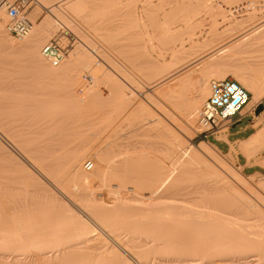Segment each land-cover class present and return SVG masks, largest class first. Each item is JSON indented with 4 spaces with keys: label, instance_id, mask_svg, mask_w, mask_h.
<instances>
[{
    "label": "bare ground",
    "instance_id": "bare-ground-1",
    "mask_svg": "<svg viewBox=\"0 0 264 264\" xmlns=\"http://www.w3.org/2000/svg\"><path fill=\"white\" fill-rule=\"evenodd\" d=\"M35 1L47 9V17L38 24L30 17L31 29L20 41L5 31L8 17L0 9V81H9L11 70L18 68L13 58L22 56L35 83L28 94L0 87V152L13 167L2 169L0 160V264H163V258L175 264H264V178L242 175L230 155L226 159L206 142H189L205 129L199 115L212 79L222 80L231 71L254 106L264 99V25L255 23L257 14L233 20L224 11H206L209 27L199 51L236 35L155 81L137 100L125 86L136 77L128 70L120 76L109 53L86 38L77 37L78 44L57 67L41 53V44L57 27L78 34L62 9L84 23L88 0ZM142 3L146 14L153 1ZM198 5L182 0L175 8ZM249 5H235L227 14L241 15ZM160 10L166 26L168 11ZM219 20L226 25L221 33ZM138 21L134 29L143 40L148 77L164 76L171 64L160 51L153 58V36L145 20ZM92 31L112 47L130 30L111 39ZM162 31V40L178 43L169 55L175 67L189 54L186 41L194 43L190 51L200 48L187 29ZM101 62L109 69L102 70ZM81 69L92 70L85 76L91 84L81 80ZM59 89L72 91L75 98L62 97ZM153 95L170 108L161 107ZM129 108L118 126L126 121L130 128L118 133L121 128L113 122ZM263 136L264 127L244 147L259 141L264 147Z\"/></svg>",
    "mask_w": 264,
    "mask_h": 264
},
{
    "label": "rangeland",
    "instance_id": "rangeland-1",
    "mask_svg": "<svg viewBox=\"0 0 264 264\" xmlns=\"http://www.w3.org/2000/svg\"><path fill=\"white\" fill-rule=\"evenodd\" d=\"M10 1L12 2L14 0H10ZM152 1H153V3H152L153 7L150 10H148V13L146 11V14H143L142 9L144 7L141 5V4H143L142 0H140V1L139 0H88V7H87V10L85 12L86 17H85L84 23L81 21V19L76 18L77 16L76 15L74 16V13H72V12L70 13V11H68L64 8L62 9L64 12L62 11V13H61V15H66V17L68 16V19H71L76 24L74 26L77 29V31H79V32H77V31L76 32L79 35H81V36H78V34H76L74 32L76 37L86 38L92 44L95 43L96 45H100V47H102L100 49H104V50H102V51H104V53L106 50L105 55L107 53H109L107 55H108L110 61L113 64H117L119 70L122 72V74H120V76H123L124 74L126 75L127 74L126 70H128L134 75V76H130V77H132V78L136 77L135 80L133 79L132 82L128 81L130 86L125 83V86L127 88H129V91L131 90V92H133L136 99L141 98V95H144L148 91H151L150 89L147 90V88L152 86L153 84H155V81L159 82L160 80H162L163 78H165L169 74L175 73L176 70H180V68L182 69L183 67H188L186 65L190 66L195 60H197V58L200 57L201 54H204L205 52L209 53L212 50H216L217 47L219 48V47L223 46V44H225L231 37H234L236 35L235 34V35L223 36V38H219L220 39L219 41L216 40V43L214 42L210 48H208V49L205 48V50L199 51L200 49H202L201 48L202 47V40L205 38V34L207 32V27H209V22L207 21L208 15L207 16L205 15L206 11H209L210 9H212V10L214 9V12H215V10L216 11L220 10V12L224 11L227 18H231L233 20L245 19L247 14L254 12L255 14H257L256 18H255V23L259 24V25H264V2H263L264 0H232V2H231L232 4L228 3V2L227 3L224 2L225 0H188V1H191L192 3L198 2V3H200V5H198L196 7H191V8L186 9V10H181L179 8H175L176 4L181 3L182 0H161V1L152 0ZM259 1H261V2H259ZM30 2H31V4H30V6L26 12L27 18L31 22L30 17H32L34 24H38L41 20H43L44 18L47 17V9H45L44 7H40V5L38 3H36L35 0H30ZM243 3H249L250 4L249 5L250 7L247 11H245L241 15L234 14V15H236V17H232V16H229V14H227L229 12L228 11L229 8L234 7L235 5H240V4L243 5ZM160 7H161V9L164 8L166 10V12L168 11L167 12L168 14L166 16V20H167L166 26L161 24L162 22H164L165 18L163 17V13H162V10H160ZM169 10H170V12H169ZM144 13H145V11H144ZM139 18H142L143 20H145V22L148 26L145 29H148L150 32V35L153 36V38H152L153 44L151 43L155 49L154 50L155 52H153V58L158 59L159 53L161 52L162 55L164 56L162 60L165 61L166 63L169 62V64H171V70L169 69L171 73L168 70L166 72L167 74L163 73V74H166L164 76L159 75L158 77L157 76L156 77H151V76L148 77V74H147L148 71L145 70L146 69L145 66H148V65H147L146 58H144V55H143L144 51L142 49V47L144 46L142 43L143 40L140 39L141 38L140 33H139V35H137L138 34L137 29H136L137 33H135L136 31L134 29L136 27L135 22L136 21L139 22L138 21ZM7 21H8V19L6 20V22L4 24L5 27L7 25ZM184 21H188V22L184 23ZM218 23H219V25L217 26V30L219 33H221L226 28V25L222 24L221 20H219ZM159 24H161L162 26ZM253 25H254V23L251 24L250 26H253ZM60 27H57V29H55L53 32H51L50 37L47 38L46 42H43L41 44L40 49L52 37H54L55 35H57L60 32V29H61ZM164 28L169 29L170 32L175 33V34H176V32L178 33L180 30H183V29L186 30L187 29L188 32L186 33V35H192V38L196 42L198 40V42L201 44L200 48L198 47L199 48L198 50L193 49V51H190V50H192L191 46L194 43L192 40L189 42L186 41L185 42L186 44L184 45L185 46L184 49L189 48V54L185 53L184 56L186 55L187 57L184 58L183 56H181V57H183L182 58L183 61L178 59L177 64H175L176 61L174 63V65H177V66L176 67L173 66L172 63L174 62V60H171L173 58H170L171 56H169V55L171 52V47L177 46L178 43H175L176 40H173L171 38L168 39L167 41L166 40L164 41L161 39L164 37V32L162 31V30H164ZM93 29L99 30V32L102 33L101 38H106V39L107 38L108 39L117 38L118 36H116V35L119 31L126 30V29L128 31L129 30L130 31H129V34H127V36H126L127 37L126 40L123 39L122 41L117 42L115 45H113L111 47V46H109V44H106L104 41L100 40V38L93 33V31H92ZM5 31H6V28H5ZM71 32H73V31L71 30ZM160 35H162L163 37ZM186 35H184V38L186 37L185 39L187 40L188 37ZM77 39L78 40L75 42L74 46L78 44L79 38H77ZM95 41H97V42H95ZM15 43H17V42H15ZM147 45H148L147 47L150 46L149 43ZM89 47H91V46L89 45ZM113 48H115V50ZM206 53H205V55H207ZM156 54H158V56ZM190 55H191V57L188 59V57ZM13 59L16 61V65L18 68L11 70L10 75H9V81H7V80H1L0 81V87H6V88H4V90L7 92H10V93L28 94L30 92V89H31L30 87L35 84L34 80H32L34 78L32 71H31L30 67L26 64L24 57L17 56L16 58H13ZM162 60L160 59L159 61H162ZM11 61H12V59H11ZM180 61L182 64H180ZM184 62H186L188 64H186V63L184 64ZM105 63L104 62L102 63L103 64L102 70H104L106 68L109 69L108 66L106 65L109 63H106V64ZM97 66L98 65L96 64V66L95 65L92 66L91 69L94 70ZM172 67H174L175 69ZM91 69H90V71H92ZM139 70H141V73L142 72H145V73H142L143 74L142 75L139 72ZM89 72H87L84 69L80 70V73H81L80 75L82 76L81 80L83 82H85V84H91V82L88 83V82H86V79H84L85 76L88 75ZM225 75H226V77H229V78L235 80V76H234L233 72L227 71ZM16 78H20L22 81H17ZM156 78H158V79H156ZM160 78H162V79H160ZM150 79H151V81H149ZM212 80H216V79H212ZM135 81H137L139 83H137V82L135 83ZM165 82H167V81H165ZM189 84L192 86L193 81H190ZM17 86H20V88ZM100 89H102L103 95L107 94L106 88L101 87ZM137 89H139V90H137ZM56 93H59L61 96L62 95L63 96L70 95L71 98H75L74 93L68 89H59V90H56ZM153 98L156 102H158V104H161L160 106L163 107L165 110H168L170 108V105L168 104V102L166 100L162 99L161 96L153 95ZM165 101L167 103H165ZM263 101H264V99L262 100V102ZM252 107H254V106L248 105L245 110L247 111V110L251 109ZM131 109L132 108L127 109L125 111L126 113L124 112L123 116H119L118 117L119 120L115 119L113 122V127L117 128V126L120 124L119 122H122L121 120L124 121L126 115L131 111ZM64 115L65 114L61 115L60 117H62V118L66 117ZM248 120L249 119L246 118L243 121V123L248 122ZM121 125H123V126L122 127L118 126V128H121V130L117 129L118 133L120 131H121L120 133H122V132L126 133V131H128L130 128V125L128 123L126 124V121L124 123H122ZM183 126L187 127L186 124H183ZM199 141H201V140L199 139L198 134L193 135L192 138L189 140V142L194 144V145L199 143ZM221 156L228 159V157L225 154L221 153ZM0 160L3 162V166H4V167L0 166V167H3L2 169H4V168L13 169L12 163L10 161H8V159H6V157H5V155H3V153H1V152H0ZM228 160L232 163V166L236 171L241 172V169L235 165V162H234L232 156H231V159L229 158ZM241 174L243 175L242 172H241ZM244 176H246V175H244ZM163 260H165V261H163L165 263L167 259L163 258ZM172 262L173 261H171V262L169 261V262H166L165 264H171ZM159 263L161 264V260L156 262V264H159ZM173 263L175 264V262H173ZM198 264H200V263H198ZM202 264H206V263L202 262Z\"/></svg>",
    "mask_w": 264,
    "mask_h": 264
},
{
    "label": "built area",
    "instance_id": "built-area-1",
    "mask_svg": "<svg viewBox=\"0 0 264 264\" xmlns=\"http://www.w3.org/2000/svg\"><path fill=\"white\" fill-rule=\"evenodd\" d=\"M30 0H0V9L4 8L8 17L7 32L16 41L23 39L31 29V22L27 18ZM77 37L67 28L61 27L60 32L52 37L41 49L43 57L53 67H57L72 49ZM86 79V78H84ZM251 94L237 81L226 77L222 80L210 82V95L199 115L201 125L205 128L198 133L199 137H206L218 129L228 128L247 113L254 114L256 106L243 112L250 100ZM84 167L90 169V163Z\"/></svg>",
    "mask_w": 264,
    "mask_h": 264
},
{
    "label": "crops",
    "instance_id": "crops-1",
    "mask_svg": "<svg viewBox=\"0 0 264 264\" xmlns=\"http://www.w3.org/2000/svg\"><path fill=\"white\" fill-rule=\"evenodd\" d=\"M261 103L263 111L259 115L247 113L240 119L236 117L234 125L218 129L206 137H199L201 140L199 142H206L215 147L220 153L232 156L235 165L247 177L260 176L264 178V147L260 148V141L247 148L243 145L257 136L264 127V101H261ZM248 105L254 106L255 103L250 100ZM245 109L243 110L244 113H246ZM246 118L249 119L248 122L243 123ZM259 120L261 121L258 122Z\"/></svg>",
    "mask_w": 264,
    "mask_h": 264
},
{
    "label": "water",
    "instance_id": "water-1",
    "mask_svg": "<svg viewBox=\"0 0 264 264\" xmlns=\"http://www.w3.org/2000/svg\"><path fill=\"white\" fill-rule=\"evenodd\" d=\"M262 111H263V105H262V103H260L259 105L256 106V108L254 110V114L257 116Z\"/></svg>",
    "mask_w": 264,
    "mask_h": 264
}]
</instances>
